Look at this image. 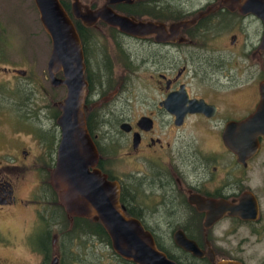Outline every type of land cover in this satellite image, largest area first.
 Wrapping results in <instances>:
<instances>
[{
  "label": "flooded vegetation",
  "instance_id": "1",
  "mask_svg": "<svg viewBox=\"0 0 264 264\" xmlns=\"http://www.w3.org/2000/svg\"><path fill=\"white\" fill-rule=\"evenodd\" d=\"M16 1L28 30L35 2ZM57 1L81 48L88 170L116 186L118 214L175 264H263L264 0L75 1L79 15L107 9L139 23L138 36ZM12 22L0 10V84L26 92L11 109L0 95V264H134L114 252L95 210L67 214L52 187L60 129L44 128L66 89L57 86L51 113L34 104L31 62L8 49Z\"/></svg>",
  "mask_w": 264,
  "mask_h": 264
},
{
  "label": "water",
  "instance_id": "2",
  "mask_svg": "<svg viewBox=\"0 0 264 264\" xmlns=\"http://www.w3.org/2000/svg\"><path fill=\"white\" fill-rule=\"evenodd\" d=\"M73 0L72 12L84 20L97 17L116 26L122 32L138 36L141 25L107 9L79 15ZM255 0H245L248 5ZM42 28L50 39V53L46 73L50 86L64 85L66 94L57 104L60 114L55 119L60 129L55 166L50 171V183L57 191L67 214L88 216L96 211L109 238L111 247L119 256L134 264H175L156 249L151 235L133 219H124L114 206L117 189L104 176L88 167L95 163L96 151L85 128L81 100L84 90L81 48L69 18L57 0H34ZM254 10V9H252ZM264 22V13L260 14ZM61 71L63 78L55 76ZM117 213H116V212ZM196 253L195 249H192ZM217 264H237L221 261ZM264 264V263H263Z\"/></svg>",
  "mask_w": 264,
  "mask_h": 264
},
{
  "label": "rangeland",
  "instance_id": "3",
  "mask_svg": "<svg viewBox=\"0 0 264 264\" xmlns=\"http://www.w3.org/2000/svg\"><path fill=\"white\" fill-rule=\"evenodd\" d=\"M5 2V3H4ZM18 1L16 0H0V10L2 14V20L3 17L10 13L11 20L13 21L12 24H10V27H6V35L7 38L10 40L9 44L10 47L8 48L9 51H12L17 54V59L19 60V56H23V61L25 62V59L28 60V62H31V72L33 73V83H32V90H31V97L33 98L34 104H37L38 107H42V102H46L50 107V113L56 108L53 105V102L58 101L64 91L62 87L57 88H51L48 85L47 75H46V60L50 53V39L44 29L42 28L38 15L36 11L33 9L34 19L31 24V28L28 30L25 29L23 31V20L20 19V13L17 16L16 13V7H17ZM3 9V10H2ZM4 22H6L4 20ZM3 22V23H4ZM6 26V25H5ZM13 26V28H12ZM25 26V22H24ZM22 31V32H21ZM26 57V58H25ZM23 66H26L24 63ZM22 66V67H23ZM17 86V87H16ZM26 92V89L23 87H20L15 83V81H9L5 80L4 76L2 77V82L0 84V95L2 99V105L4 107H9V109L13 108V101L14 99H18L21 97H24ZM12 103V104H10ZM41 114V112L38 113V115ZM55 118H50V121H47L45 123L44 129L50 130L53 128H56L55 125ZM45 122V121H44ZM38 121H34L33 128L35 135H38V132H41L40 126ZM3 128H6V123H2ZM43 135L44 133L41 132ZM45 135V134H44ZM18 137L26 139L27 137L25 135H19ZM37 141L34 144V149L36 151ZM2 150V149H1ZM45 173V171H41V176ZM38 174V173H37ZM45 177V174H44ZM28 179H35V173L34 176L27 173ZM44 179V178H43ZM29 182V181H28ZM39 193V192H38ZM80 251V249H78ZM101 253H107L109 254V250L105 249L103 250L101 248ZM87 258H92V253L89 252L88 255H86Z\"/></svg>",
  "mask_w": 264,
  "mask_h": 264
}]
</instances>
